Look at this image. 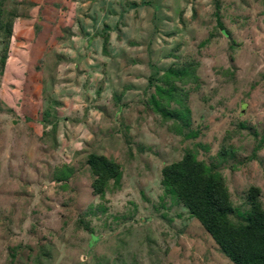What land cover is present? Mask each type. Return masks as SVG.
Masks as SVG:
<instances>
[{"label":"rangeland","instance_id":"rangeland-1","mask_svg":"<svg viewBox=\"0 0 264 264\" xmlns=\"http://www.w3.org/2000/svg\"><path fill=\"white\" fill-rule=\"evenodd\" d=\"M189 152L264 207V0H0V264H234L163 183Z\"/></svg>","mask_w":264,"mask_h":264},{"label":"trees","instance_id":"trees-1","mask_svg":"<svg viewBox=\"0 0 264 264\" xmlns=\"http://www.w3.org/2000/svg\"><path fill=\"white\" fill-rule=\"evenodd\" d=\"M88 165L94 176L93 194L104 195L111 181L118 184L122 171L116 161L92 153ZM69 173L66 169L57 170L55 175L58 180H65ZM162 175L166 189L200 221L232 263L264 264V207L259 187H250L249 214L245 221L236 224L230 217L235 208L225 179L193 153L164 166Z\"/></svg>","mask_w":264,"mask_h":264}]
</instances>
